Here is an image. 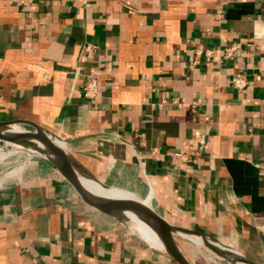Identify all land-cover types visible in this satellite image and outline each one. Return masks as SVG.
I'll return each instance as SVG.
<instances>
[{"label": "crops", "instance_id": "obj_1", "mask_svg": "<svg viewBox=\"0 0 264 264\" xmlns=\"http://www.w3.org/2000/svg\"><path fill=\"white\" fill-rule=\"evenodd\" d=\"M17 118L171 224L264 264V0H0V120ZM179 242L193 260L199 246ZM0 264L179 263L41 158L0 162Z\"/></svg>", "mask_w": 264, "mask_h": 264}, {"label": "water", "instance_id": "obj_2", "mask_svg": "<svg viewBox=\"0 0 264 264\" xmlns=\"http://www.w3.org/2000/svg\"><path fill=\"white\" fill-rule=\"evenodd\" d=\"M0 136L10 138L24 150L32 151L52 168L53 172L89 206L96 208L122 222L119 209L134 212L152 231L155 241L166 254L179 264H195L188 256L179 240L205 248L233 264H256L246 256L204 233L183 229L168 222L144 199L128 189L110 185L87 171L74 158L78 166L65 162L63 157L50 149H58L62 140L42 126L25 119L0 120ZM189 233L206 241L199 243Z\"/></svg>", "mask_w": 264, "mask_h": 264}, {"label": "bare ground", "instance_id": "obj_3", "mask_svg": "<svg viewBox=\"0 0 264 264\" xmlns=\"http://www.w3.org/2000/svg\"><path fill=\"white\" fill-rule=\"evenodd\" d=\"M50 149L53 150V152L55 151L59 155H61L63 157V159L65 160V162H68L69 164H72L73 166H78L77 162L69 154V152H68V150H67V148L63 142H62V144H60L58 146L57 150L53 149L51 147H50ZM16 150L26 151L31 157L33 155L32 151L24 150L23 147L14 143V141H12L10 138L5 137V136H0V153H3V154H0V161L11 154V153L6 154L7 151L12 152V151H16ZM149 193H150V191H149ZM145 201L150 205L151 202L149 201L148 198H146ZM118 212H119L120 216L122 217V219L124 220V223L127 224L130 228H132L133 230L140 233L141 236L144 237L145 239L152 241V242L155 241L154 234L152 233V231L142 222V220L140 218H138V216L134 212H130L126 209H119ZM189 235L193 239L198 241L199 243L206 241L205 239H203L202 237H200L196 234L189 233ZM193 247H195V246H193ZM199 251H200V249H199ZM208 257H209L210 261H212L216 264H225V263L226 264H233V263H230L227 259L222 258V257H220L218 259H214L213 256H208ZM240 264H242V263H240Z\"/></svg>", "mask_w": 264, "mask_h": 264}, {"label": "rangeland", "instance_id": "obj_4", "mask_svg": "<svg viewBox=\"0 0 264 264\" xmlns=\"http://www.w3.org/2000/svg\"><path fill=\"white\" fill-rule=\"evenodd\" d=\"M8 153H11V154L8 155L7 157H5L3 160H1L2 162H16V163H21L24 165H29V163H31V161L41 159L39 156H32L31 157L26 151H22V150H16V151H12V152L7 151L6 154H8ZM0 154H3V153H0ZM194 249L195 250H193V249L189 250L188 249L189 250L188 252L191 254V256L193 258V262H195V264H216V263L210 261L208 256H213L214 259L220 258L218 255L210 252L209 250H207L205 248L197 247ZM199 249H200V251H199Z\"/></svg>", "mask_w": 264, "mask_h": 264}, {"label": "built area", "instance_id": "obj_5", "mask_svg": "<svg viewBox=\"0 0 264 264\" xmlns=\"http://www.w3.org/2000/svg\"><path fill=\"white\" fill-rule=\"evenodd\" d=\"M238 45L233 44L229 47L225 48V55L227 57L232 56L233 54H235V52L238 50ZM86 49L88 50L89 54L91 55L92 52L94 51V45H87ZM215 51V49H208L206 50V54L211 56L213 54V52ZM201 52V51H199ZM233 84L235 87L239 88V89H244V87L246 86V81L244 80L243 77H241L240 75L235 77L233 80ZM84 94L86 97L88 98H96L99 95V83L97 78L94 77H89L86 81V84L84 86Z\"/></svg>", "mask_w": 264, "mask_h": 264}]
</instances>
